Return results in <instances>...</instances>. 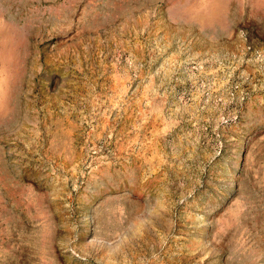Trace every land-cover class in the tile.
Here are the masks:
<instances>
[{
	"label": "rangeland",
	"instance_id": "rangeland-1",
	"mask_svg": "<svg viewBox=\"0 0 264 264\" xmlns=\"http://www.w3.org/2000/svg\"><path fill=\"white\" fill-rule=\"evenodd\" d=\"M0 264H264V0H0Z\"/></svg>",
	"mask_w": 264,
	"mask_h": 264
}]
</instances>
